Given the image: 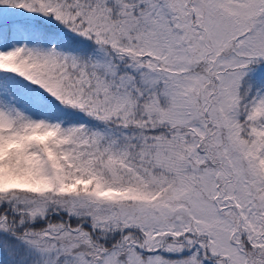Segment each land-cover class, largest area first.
I'll use <instances>...</instances> for the list:
<instances>
[{"label":"snow or ice","instance_id":"1","mask_svg":"<svg viewBox=\"0 0 264 264\" xmlns=\"http://www.w3.org/2000/svg\"><path fill=\"white\" fill-rule=\"evenodd\" d=\"M0 264H264V0H0Z\"/></svg>","mask_w":264,"mask_h":264}]
</instances>
